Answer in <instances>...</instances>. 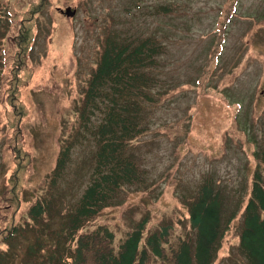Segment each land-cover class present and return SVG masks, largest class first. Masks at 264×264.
<instances>
[{
    "label": "rangeland",
    "instance_id": "rangeland-1",
    "mask_svg": "<svg viewBox=\"0 0 264 264\" xmlns=\"http://www.w3.org/2000/svg\"><path fill=\"white\" fill-rule=\"evenodd\" d=\"M66 1L80 2L52 0L38 18L37 37L22 65L16 48L2 44L0 37V229L15 213L27 211L28 201L55 168L59 141L67 137L76 117L73 106L94 71L103 39L110 35L118 41L159 40L164 52L149 74L156 79L158 99L167 92L169 98L145 112L150 131L130 150L146 173L144 184L128 187L116 207L87 230L106 226L114 234L117 252L143 219H149L144 242L158 224L173 218L178 226L172 244L177 246L187 231L184 200L208 176L219 182L225 209L242 212L251 197L253 176L262 171L258 154L264 129V0H82L72 22L58 12ZM161 5L174 10L159 13ZM21 20L19 14L16 23ZM28 70L32 74L25 84ZM15 77L20 78L15 92L28 111L13 128L3 100L10 96ZM100 121V115L93 117V124ZM13 129L33 161L25 174L26 203L17 212L9 208L2 214L1 199L9 193L6 181L14 168L5 133ZM95 150L91 137L76 146L60 182L66 198L81 195L89 184ZM241 222L238 216L227 231L216 264H246L238 250Z\"/></svg>",
    "mask_w": 264,
    "mask_h": 264
},
{
    "label": "trees",
    "instance_id": "trees-1",
    "mask_svg": "<svg viewBox=\"0 0 264 264\" xmlns=\"http://www.w3.org/2000/svg\"><path fill=\"white\" fill-rule=\"evenodd\" d=\"M80 2L66 1L57 10L61 13L71 6L77 11ZM50 3L52 0H0L1 43L6 41L16 48L20 65L32 51L39 31L38 18ZM173 10L171 5L158 8L163 14ZM19 14L22 20L17 24ZM64 17L71 22L74 19ZM163 52L164 46L154 37L141 42L133 37L118 41L114 35L103 39L94 71L79 103L73 106L75 120L66 130L67 137L59 141L55 168L43 188L28 201L27 211H20L18 216L15 213L10 224L0 229V244L6 245L5 250L0 248V264H13L16 259L18 264H216L225 235L238 216H242L240 254L246 264H264V129L258 154L262 171L257 170L253 176L251 197L242 212L233 208L228 213L217 189L219 182L208 176L196 193L184 200L187 231L177 246L172 244L178 226L173 218L158 224L144 242L149 219H143L128 232L117 252L114 234L106 226L87 230L97 217L116 207L117 198L128 187L145 182L146 173L130 150L150 131L145 112L169 98L167 92L158 99L156 79L149 74ZM27 73L25 84L32 74L29 70ZM18 81L16 77L12 80L8 89L11 94L3 100L13 128L28 111L17 96ZM98 115L101 121L93 124V117ZM5 134L14 168L6 181L9 193L1 199L5 204L2 214L9 208L17 212L19 205L26 203L25 174L33 161L20 137L16 139L15 129ZM89 137L96 147L89 184L81 195L68 199L60 190V182L76 146Z\"/></svg>",
    "mask_w": 264,
    "mask_h": 264
},
{
    "label": "water",
    "instance_id": "water-1",
    "mask_svg": "<svg viewBox=\"0 0 264 264\" xmlns=\"http://www.w3.org/2000/svg\"><path fill=\"white\" fill-rule=\"evenodd\" d=\"M61 13L68 18H73L76 15L77 11L73 10L72 7H68L65 10H62Z\"/></svg>",
    "mask_w": 264,
    "mask_h": 264
}]
</instances>
